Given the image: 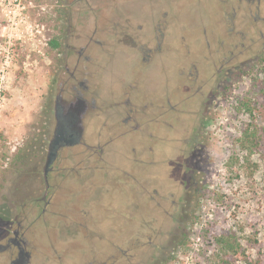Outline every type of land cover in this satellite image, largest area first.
<instances>
[{
    "label": "rangeland",
    "instance_id": "rangeland-1",
    "mask_svg": "<svg viewBox=\"0 0 264 264\" xmlns=\"http://www.w3.org/2000/svg\"><path fill=\"white\" fill-rule=\"evenodd\" d=\"M245 14L220 0H0V235L29 210L27 264H243L218 257L227 232L264 264V37L248 46ZM155 29L160 64L136 78ZM66 82L91 108L39 214Z\"/></svg>",
    "mask_w": 264,
    "mask_h": 264
},
{
    "label": "flooded vegetation",
    "instance_id": "flooded-vegetation-1",
    "mask_svg": "<svg viewBox=\"0 0 264 264\" xmlns=\"http://www.w3.org/2000/svg\"><path fill=\"white\" fill-rule=\"evenodd\" d=\"M221 3L223 5H225L226 7H235L240 9L241 7L245 10V12L247 14H245V16L242 18L240 23H243L242 21H247L250 19V14L252 13V11H255V16H253V18L250 20V24L252 26H254V28H257V38L250 40V42L248 43V46H252L254 44L257 43L259 38H263L264 37V32L261 30V27L264 26V16H261L260 11H261V5L264 4V0H220ZM153 15V14H150ZM162 22V20H161ZM160 22H155V25H158ZM231 26V31L229 34L230 36H236L239 34V31H235V25H233V23H229ZM159 29H155V47L148 49L147 50V55H143L142 60L145 63V65L143 66H139L138 69V74L136 76V78L138 77V75H146L147 72L151 71V67H158V64H160L159 58L157 59V57L153 58V56L155 54H162L163 53V45H162V39H161V32L158 31ZM157 32V33H156ZM159 33V34H158ZM154 34V33H153ZM240 37H243L244 34L240 32L239 34ZM209 46V44H207ZM242 48H247V46L243 43H241ZM184 51L189 52V48L185 49ZM151 56V57H150ZM79 59L82 58L81 52H79L78 54ZM79 63V61H77V64ZM162 63V61H161ZM190 66V64H189ZM194 66V65H192ZM196 68V65H195ZM164 72V71H163ZM173 74L176 76H180L181 72L178 70V68L176 70H173ZM68 82H66V86L69 90V92L71 93V95L73 94V98L72 100H70V102L68 104H64L63 101H61V98L59 96H56V100L53 106V111L54 109L57 110V113L61 115L62 119L65 122L66 125V135L69 138V141L67 143H64L63 145L66 144H70V143H74L75 139H76V135L75 134V130L78 132L79 128H80V118L82 117V115L86 112V110H89L91 108L90 105V101L87 102V100L82 99L80 92L77 90V88H75L73 85L71 84H67ZM179 84L178 82L176 83L174 92L177 91L175 93V96H180L178 93V90H176L178 88ZM187 86L185 89V93H187V90L190 89L189 85H185ZM177 87V88H176ZM191 91L192 95H196L198 92L201 91V88H198V90ZM183 95V94H182ZM181 95V96H182ZM169 102V100H168ZM119 103H117L118 105ZM127 104V103H126ZM126 117L123 119V123H127V106H126ZM118 135V134H116ZM156 139V138H155ZM62 145V146H63ZM58 152V151H57ZM166 152H164L165 154ZM57 154V153H56ZM56 157V156H55ZM52 170V164L50 166V168L47 171V189L45 191V182H44V190L43 193L41 195L40 198H38V201L40 200L42 202V206L40 207V212L41 213H45L49 207V205L51 204V182H50V173ZM95 173H90V176H86L85 179L86 180H90L92 181L93 178L95 179L96 176ZM83 176V174H82ZM81 176V178H82ZM42 178H43V174H42ZM44 179V178H43ZM85 192L80 190L79 195H84ZM162 197V196H161ZM160 197V198H161ZM156 200V199H155ZM156 202L159 204L157 205V207H161L160 203L158 202V200H156ZM29 208V207H28ZM68 210H70V208H68ZM72 211H70L69 213H71ZM29 213L28 209L24 210H20L18 212V218H15L14 220L11 218V222H14V226L12 228H9V226L6 228V230L0 235L1 237H3L5 240L4 242H0V252H5L9 249H13L15 251V255L9 256L8 260H7V264H12L14 262H18L19 264H27L29 263L30 260V253L26 250L27 247V241L25 240V234L29 231L30 226L24 225L23 221L24 219H26L27 214ZM77 225L79 226L78 228V233L82 232V222L78 221ZM10 233V234H8ZM99 240H103L102 236H98ZM111 245H114L112 242H109ZM125 253H123L124 255ZM112 261H116V259H112Z\"/></svg>",
    "mask_w": 264,
    "mask_h": 264
},
{
    "label": "trees",
    "instance_id": "trees-1",
    "mask_svg": "<svg viewBox=\"0 0 264 264\" xmlns=\"http://www.w3.org/2000/svg\"><path fill=\"white\" fill-rule=\"evenodd\" d=\"M56 45V43H54ZM245 139L250 141V137L245 133ZM212 245L217 248V253L220 259L225 262H230L227 258L230 257L239 260L243 264H257V259L247 252L237 240L232 232H227L225 234L216 235L212 239Z\"/></svg>",
    "mask_w": 264,
    "mask_h": 264
},
{
    "label": "water",
    "instance_id": "water-1",
    "mask_svg": "<svg viewBox=\"0 0 264 264\" xmlns=\"http://www.w3.org/2000/svg\"><path fill=\"white\" fill-rule=\"evenodd\" d=\"M54 117V126L52 134L48 140L47 144V151L44 160V164L42 166V174L43 180L45 182V191L47 189V171L50 168L51 164L53 163L56 153L58 149L64 144L69 141L68 136L66 135V125L64 120L62 119L61 115L57 113V110L54 109L53 111ZM12 264H19L18 262H14Z\"/></svg>",
    "mask_w": 264,
    "mask_h": 264
}]
</instances>
